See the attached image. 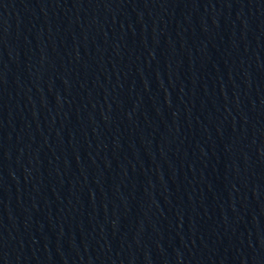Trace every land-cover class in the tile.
I'll use <instances>...</instances> for the list:
<instances>
[{
    "label": "water",
    "instance_id": "obj_1",
    "mask_svg": "<svg viewBox=\"0 0 264 264\" xmlns=\"http://www.w3.org/2000/svg\"><path fill=\"white\" fill-rule=\"evenodd\" d=\"M0 264H264V0H0Z\"/></svg>",
    "mask_w": 264,
    "mask_h": 264
}]
</instances>
